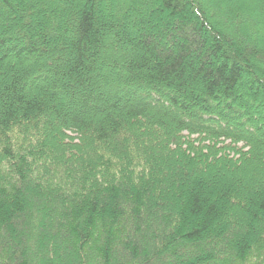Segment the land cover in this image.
Returning a JSON list of instances; mask_svg holds the SVG:
<instances>
[{"label":"trees","instance_id":"trees-1","mask_svg":"<svg viewBox=\"0 0 264 264\" xmlns=\"http://www.w3.org/2000/svg\"><path fill=\"white\" fill-rule=\"evenodd\" d=\"M0 264H264V0H0Z\"/></svg>","mask_w":264,"mask_h":264},{"label":"rangeland","instance_id":"rangeland-1","mask_svg":"<svg viewBox=\"0 0 264 264\" xmlns=\"http://www.w3.org/2000/svg\"><path fill=\"white\" fill-rule=\"evenodd\" d=\"M117 1H124V0H117ZM205 1H206V0H205ZM111 9H112V8H111ZM114 10H118L117 7H116ZM217 19L221 20L222 23L225 22L226 24H227V20H229V18H227V20H226V19H223V18L221 19V15H220ZM229 29L232 30V32L234 33L235 36H238V28H235V29H234V28H231V27H230ZM251 38H252V41H253V40H254V39H253V36H252ZM254 42H255V41H254ZM243 44H244V46H245L247 49H252L251 47H249V45H247V43L244 42Z\"/></svg>","mask_w":264,"mask_h":264}]
</instances>
